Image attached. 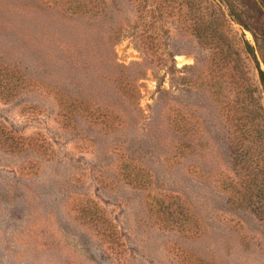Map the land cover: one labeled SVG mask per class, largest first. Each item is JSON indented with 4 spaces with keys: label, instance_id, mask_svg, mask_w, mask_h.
Instances as JSON below:
<instances>
[{
    "label": "rangeland",
    "instance_id": "374dc122",
    "mask_svg": "<svg viewBox=\"0 0 264 264\" xmlns=\"http://www.w3.org/2000/svg\"><path fill=\"white\" fill-rule=\"evenodd\" d=\"M137 19L134 0H0V264H264V221L229 201L248 62L219 69L170 20L171 70Z\"/></svg>",
    "mask_w": 264,
    "mask_h": 264
},
{
    "label": "trees",
    "instance_id": "16d2710c",
    "mask_svg": "<svg viewBox=\"0 0 264 264\" xmlns=\"http://www.w3.org/2000/svg\"><path fill=\"white\" fill-rule=\"evenodd\" d=\"M252 2L253 6L247 0H134L138 13L135 28L141 29L135 37L152 61L159 57L170 63L171 70L175 68L174 55L167 48L165 53L157 43L170 38V20L201 42L213 45L218 68L227 65L237 70L244 56L248 69L242 85L237 77L232 79L236 97L228 115L236 174L229 185V201L249 208L264 221V0ZM249 10L258 14L261 26L246 23ZM232 22L249 30L255 45L245 38L237 43L231 36ZM108 240V244L114 242Z\"/></svg>",
    "mask_w": 264,
    "mask_h": 264
}]
</instances>
